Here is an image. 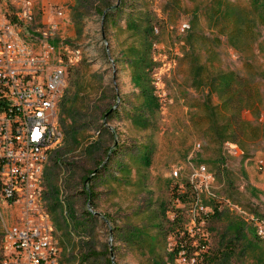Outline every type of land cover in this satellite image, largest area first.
Returning <instances> with one entry per match:
<instances>
[{
	"label": "rangeland",
	"instance_id": "obj_1",
	"mask_svg": "<svg viewBox=\"0 0 264 264\" xmlns=\"http://www.w3.org/2000/svg\"><path fill=\"white\" fill-rule=\"evenodd\" d=\"M35 13L39 34L21 36L51 42L64 75L54 107L61 137L41 163L28 216L45 226L57 264H199L176 251V213L186 231L207 235L209 251L230 243L219 264H264V0H41ZM139 13L141 43L122 30ZM129 47H142L144 64L121 56ZM137 69L154 110L133 86ZM97 142L87 164L78 149ZM201 166L200 201L190 189L178 198L185 186L171 188ZM194 207L220 210L198 224ZM21 208L1 204L5 226L20 223ZM3 231L0 221V241Z\"/></svg>",
	"mask_w": 264,
	"mask_h": 264
},
{
	"label": "built area",
	"instance_id": "obj_2",
	"mask_svg": "<svg viewBox=\"0 0 264 264\" xmlns=\"http://www.w3.org/2000/svg\"><path fill=\"white\" fill-rule=\"evenodd\" d=\"M14 2L0 12V207L22 208L17 225L5 226L0 215L4 226L0 264H57L54 241L28 212L36 197L41 163L50 145L61 137L54 124V107L64 68L47 39L37 46V37L21 36L27 30L39 34L32 30V23L41 0ZM55 14L61 16V12ZM41 34L46 32L41 30ZM172 174L178 175L176 171ZM200 177H205L204 166L188 180L195 183L193 178ZM194 209L195 213L206 210ZM236 214L243 216L244 212ZM249 220L257 222L251 215Z\"/></svg>",
	"mask_w": 264,
	"mask_h": 264
},
{
	"label": "trees",
	"instance_id": "obj_3",
	"mask_svg": "<svg viewBox=\"0 0 264 264\" xmlns=\"http://www.w3.org/2000/svg\"><path fill=\"white\" fill-rule=\"evenodd\" d=\"M102 5L98 6L97 12L100 16L103 17V21L106 20V17L108 16V14H111L109 12H107V9L110 8V5H108L105 1H101V3H103ZM102 6V7H100ZM118 10V9H117ZM115 10V11H117ZM105 11V13H104ZM135 21H127L125 23V29L123 28L122 30L124 32H132V37L133 38H141V41H139L140 43L142 42V38H143V33L144 31H146L147 29L146 26L147 24L145 21V18L142 16V13H139L137 15V18H134ZM145 26V27H144ZM139 50L141 49H135L133 47H129L127 49V51H121V56L124 57V59L127 62L130 63H135L136 61H141L140 65L144 64L143 59L144 56H139ZM136 55V56H135ZM138 58V59H137ZM132 69V65L130 64L129 66ZM132 74V82H133V86L134 87H138L140 90V94H142L141 98L143 101L141 104H143V106L148 110H154L157 107V99L156 97L152 94V93H148V89L146 88V86L143 85V82L145 81V77L142 76L141 72L137 69L136 71H131ZM228 83V80H224L223 81V86L224 88L226 87ZM98 142L97 143H90L89 145H87L85 148H79V156L82 158L83 160L88 164V163H92L93 159L95 158V155L99 152L98 150ZM145 164L147 163V160L143 161ZM89 176L92 174V171L89 170L88 171ZM92 178V175H91ZM90 179V178H89ZM84 181V179H83ZM185 186V193L183 192V194H177L178 198H182V196L184 194L187 193V189H190L192 191L193 194V201H195L196 203L199 202V198L197 196L198 190L196 188L195 183L190 182L189 180H185V182L181 185H179L178 183L174 184V186L171 189H174V192H181V188ZM91 195V192L89 191V196ZM88 196V194H87ZM211 200H214V198H212ZM196 203H194V206L196 205ZM217 210H220V207H213V209L208 208V211H200L195 213L196 215H194L195 217H197L195 219V222L200 223V221L203 219V216L200 217L201 214L205 215V214H209V212H211L212 214L217 212ZM205 215V216H207ZM256 218V216H255ZM179 215H177V213L174 215L173 217V221L172 226H173V231L176 234V251L177 252H181L183 257H188V255L191 253H195L194 255L196 256V261H199V264H219L220 262H224L225 259H227V257L230 256L231 254V245L229 244H225L223 245V250L221 248V252L216 251L214 252V250L209 251V249L207 248V235L204 232H200V233H189V231H186V228L182 227L183 222H179ZM257 220V219H256ZM234 222L230 221L229 222V227L225 230V232H234L233 236L238 235V232L240 231V226L238 223L235 222V220H233ZM198 223V224H199ZM132 231H135L132 230ZM131 233V231H130ZM135 236L134 234H132V237ZM194 242V243H193ZM190 243H193L192 245ZM193 252H190V251ZM222 261H220L221 259Z\"/></svg>",
	"mask_w": 264,
	"mask_h": 264
},
{
	"label": "crops",
	"instance_id": "obj_4",
	"mask_svg": "<svg viewBox=\"0 0 264 264\" xmlns=\"http://www.w3.org/2000/svg\"><path fill=\"white\" fill-rule=\"evenodd\" d=\"M250 184H253V183H250ZM233 221V220H232ZM230 222V221H229ZM229 222H228V220H225V222H224V226H225V229L224 230H226L228 227H229ZM227 224V225H226Z\"/></svg>",
	"mask_w": 264,
	"mask_h": 264
}]
</instances>
